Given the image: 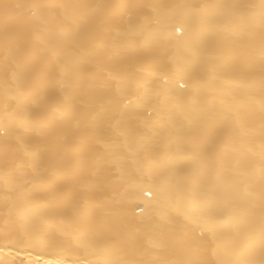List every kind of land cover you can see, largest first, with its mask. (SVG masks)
Returning a JSON list of instances; mask_svg holds the SVG:
<instances>
[{
    "label": "bare ground",
    "instance_id": "obj_1",
    "mask_svg": "<svg viewBox=\"0 0 264 264\" xmlns=\"http://www.w3.org/2000/svg\"><path fill=\"white\" fill-rule=\"evenodd\" d=\"M0 264H264V0H0Z\"/></svg>",
    "mask_w": 264,
    "mask_h": 264
}]
</instances>
